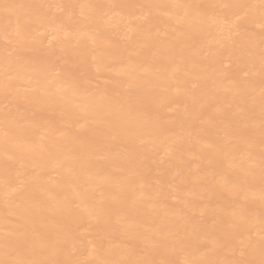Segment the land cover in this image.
Masks as SVG:
<instances>
[{
  "label": "bare ground",
  "instance_id": "bare-ground-1",
  "mask_svg": "<svg viewBox=\"0 0 264 264\" xmlns=\"http://www.w3.org/2000/svg\"><path fill=\"white\" fill-rule=\"evenodd\" d=\"M0 264H264V0H0Z\"/></svg>",
  "mask_w": 264,
  "mask_h": 264
}]
</instances>
